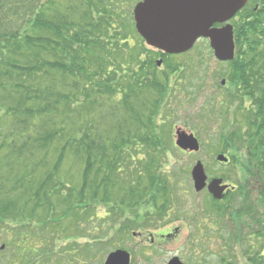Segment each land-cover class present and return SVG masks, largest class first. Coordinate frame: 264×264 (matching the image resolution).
I'll return each instance as SVG.
<instances>
[{"label":"trees","instance_id":"obj_1","mask_svg":"<svg viewBox=\"0 0 264 264\" xmlns=\"http://www.w3.org/2000/svg\"><path fill=\"white\" fill-rule=\"evenodd\" d=\"M122 7L121 0H0V264H32L34 255L48 260L56 252L46 247L48 231L58 224L76 214L119 217L135 195L146 196L120 186L133 163L160 171L164 151L152 97L166 96L172 78L167 72L158 77ZM260 12L262 20L235 26V58L226 63L241 107L247 100L248 128L235 129L236 120L232 132L240 138L229 131L225 148L248 147L254 168L245 170L246 187L225 196L230 208L216 210L217 219L229 215L239 231L232 241L248 243L247 264H264V8Z\"/></svg>","mask_w":264,"mask_h":264},{"label":"rangeland","instance_id":"obj_2","mask_svg":"<svg viewBox=\"0 0 264 264\" xmlns=\"http://www.w3.org/2000/svg\"><path fill=\"white\" fill-rule=\"evenodd\" d=\"M142 1L121 0L128 23L134 25L132 13ZM255 1L259 0L251 1L250 11L256 6ZM247 14V11L240 13V19ZM226 23L232 24V28L236 26V22L231 23V20ZM226 23L216 25L219 27ZM138 37L143 41L146 57L154 58L155 63L161 61L160 56L154 55L158 51L147 46L141 36ZM165 61L158 68L172 78V87L165 84L167 95L160 98L159 94H154L152 97V104L159 108L154 123L164 151L160 157V171L150 172L146 163H133L122 175L120 185L124 189L126 187V194L133 191V196H146L139 200V196L135 195L130 210L119 217L111 215L107 218L102 213L98 219L91 215L83 219L79 214L73 215L71 220L48 231L52 237H47L46 247L57 253H49V259L42 261L34 255L33 261L37 262L32 264H104L107 256L117 251L129 255V264H170L174 257H179L185 264H247L244 252L248 243L232 241L233 231L238 237L240 235L233 228L229 215L221 220L216 217V210L230 208L229 203L225 197L216 201L205 190L195 191L192 179V170L197 163H201L207 183L220 179L231 191L233 187L239 189L240 185L246 187L249 176L245 170L252 171L254 159L242 143H237L235 151L230 147L227 150L225 135L230 131L234 138H240L232 132L236 120L238 125L235 129L247 130L244 120L247 103L241 107V95L235 93L229 81L228 72L231 73L232 68L230 71L227 64L214 58L208 40L200 39L186 53ZM169 64L179 70L170 73L166 68ZM156 74L160 77L158 70ZM237 108L239 111L236 113ZM178 129L194 135L199 144L198 152H185L176 147ZM219 155L228 159L226 164L217 161ZM151 174L156 180L152 183L154 187H150L148 177ZM159 181L163 182L162 187L167 185L165 194H157ZM150 188L154 189V193ZM155 197H158V203ZM248 197L245 196V199ZM162 198H169L164 207L159 206ZM137 200L138 204L135 203ZM122 229L126 232L123 233ZM175 229L179 231L177 234ZM173 232L176 236L174 240L163 241L164 235ZM63 253L66 254L63 256Z\"/></svg>","mask_w":264,"mask_h":264},{"label":"water","instance_id":"obj_3","mask_svg":"<svg viewBox=\"0 0 264 264\" xmlns=\"http://www.w3.org/2000/svg\"><path fill=\"white\" fill-rule=\"evenodd\" d=\"M248 0H143L133 11L137 33L146 45L167 55L189 51L200 39L209 41L214 58L221 63L232 62L235 56L233 29L230 25L215 28L231 20ZM161 62H158V66ZM176 147L185 152H198L199 144L193 134L176 131ZM219 163H227L222 155ZM194 189L205 188L216 201L223 199L228 186L222 180H212L208 185L201 163L192 170ZM3 249V247L1 248ZM104 264H129V255L117 251L107 256ZM170 264H180L174 259Z\"/></svg>","mask_w":264,"mask_h":264},{"label":"flooded vegetation","instance_id":"obj_4","mask_svg":"<svg viewBox=\"0 0 264 264\" xmlns=\"http://www.w3.org/2000/svg\"><path fill=\"white\" fill-rule=\"evenodd\" d=\"M251 1H253V0H248V2H247V4L245 5V10L247 11V16H245L243 19H240V13H242V12H240L239 14H237V16L231 21V23L233 22H236V24L237 25H240V27L241 26H244L245 24H249L250 22H252V21H254L255 23L257 22V21H259V20H262V18H259V16H262V14H261V12H260V10L261 9H263L264 8V0H259V1H255V3H257L256 4V6H253L254 8H252L253 9V11H254V13L256 14V13H258L259 12V14L258 15H256V16H250V14H249V11L251 10V6H250V4H251ZM255 7H257V8H255ZM246 35V34H245ZM242 36V35H241ZM240 36V37H241ZM257 36H259V38H263L261 35H257ZM245 37L244 36H242L241 37V39H244ZM244 53H245V51H244ZM162 61H163V59H161ZM157 70H158V73L160 72V68H157ZM245 102H247V100L245 101ZM250 101H248V103H249ZM174 232H176V234L179 232V231H176V229H175V231ZM174 232L173 233H168V234H166V235H164V239H163V241H165V240H170V239H172V240H174L173 238H175L176 236H175V234H174ZM174 258H177L180 262H181V260L179 259V257H174ZM173 259V258H172ZM171 259V260H172ZM169 262H171V261H169ZM182 264H185V263H183V262H181Z\"/></svg>","mask_w":264,"mask_h":264}]
</instances>
